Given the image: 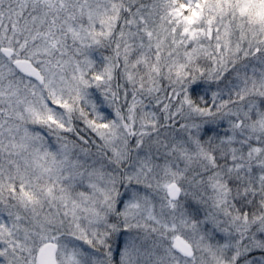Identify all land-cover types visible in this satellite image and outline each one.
Listing matches in <instances>:
<instances>
[{"label": "snow or ice", "instance_id": "6c2138e0", "mask_svg": "<svg viewBox=\"0 0 264 264\" xmlns=\"http://www.w3.org/2000/svg\"><path fill=\"white\" fill-rule=\"evenodd\" d=\"M0 264H264V0H0Z\"/></svg>", "mask_w": 264, "mask_h": 264}]
</instances>
